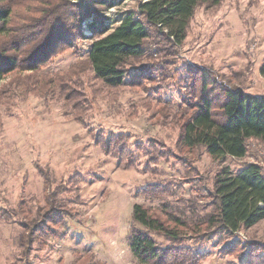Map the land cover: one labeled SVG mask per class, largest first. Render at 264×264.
Listing matches in <instances>:
<instances>
[{
	"label": "rangeland",
	"instance_id": "1",
	"mask_svg": "<svg viewBox=\"0 0 264 264\" xmlns=\"http://www.w3.org/2000/svg\"><path fill=\"white\" fill-rule=\"evenodd\" d=\"M139 2L119 0L102 17L118 22ZM82 29L89 32L84 24ZM149 45L153 52L133 66H159L155 83L108 88L86 69L73 80L70 104L59 90L46 96L43 89L32 87H16L7 98L0 97V264H112L95 226L111 232L113 222L126 224L121 239L130 249L134 205L189 214L186 202L191 201L197 204L196 218L212 210L214 180L222 169L238 173L251 163L264 169V143L256 140L249 142V152L241 159L214 160L202 148L183 152L179 145L182 124L193 112L181 97L193 82L190 67L209 71L228 88L264 95V0L201 4L181 47L157 52L163 44ZM78 47L61 48L42 72L65 75L74 64L81 65L89 44L80 42ZM156 86H163L162 95H153ZM113 135L128 141L134 167L121 166L101 149L98 140ZM157 188L162 198L152 193ZM54 207L60 211L55 213ZM43 214L50 217L45 220ZM32 219L45 220L47 229L24 257L18 246L24 231L18 222ZM250 242L264 248V220L234 234L218 233L207 242L188 238L185 245L205 255L201 264H240L247 262ZM232 246L239 253L227 252ZM131 264L144 263L132 254Z\"/></svg>",
	"mask_w": 264,
	"mask_h": 264
},
{
	"label": "trees",
	"instance_id": "2",
	"mask_svg": "<svg viewBox=\"0 0 264 264\" xmlns=\"http://www.w3.org/2000/svg\"><path fill=\"white\" fill-rule=\"evenodd\" d=\"M118 1L0 0V97L7 98L16 87H32L43 89L46 96H53L59 90V96L70 104L76 86L73 80L86 69L93 71L96 80L108 88L138 85L143 81L155 83L159 66L148 63L133 66L153 52L149 42L163 44L157 52L177 50L186 40L196 8L222 0H140L138 7L124 12L118 22L108 23L103 13ZM83 24L88 33L83 32ZM80 42L89 44L88 55L81 65L74 64L65 75L42 72L61 48L76 51ZM189 70L194 74L193 82L181 92V97L193 112L182 124L179 145L183 152L193 153L202 148L214 160L241 159L247 156L251 140L264 143V95L228 88L207 70L198 67ZM22 72L29 73L22 76ZM260 73L264 77V63ZM13 75L10 83L1 84ZM163 89V86L153 87V95H162ZM98 144L121 166L134 167L136 160L134 155L128 156L129 143L123 135L100 139ZM152 193L162 198L159 188ZM211 197L210 213L196 218L197 204L191 201L186 202L189 214L186 210L166 207L158 213L145 205H134L129 229V247L134 257L144 264H201L205 255L185 245L186 239L207 242L218 233L234 234L263 221V167L251 163L238 173L222 169L215 177ZM55 207V213L60 211ZM46 216L42 215L45 220ZM45 220L18 222L24 231L18 245L24 257L32 251L38 234L47 229ZM156 237L164 238L169 244L163 245ZM261 251L264 252L261 244L250 242L247 262L240 264L251 261L264 264ZM227 252L239 253L234 246Z\"/></svg>",
	"mask_w": 264,
	"mask_h": 264
},
{
	"label": "clouds",
	"instance_id": "3",
	"mask_svg": "<svg viewBox=\"0 0 264 264\" xmlns=\"http://www.w3.org/2000/svg\"><path fill=\"white\" fill-rule=\"evenodd\" d=\"M100 233L101 239L108 250L112 264H131L132 253L122 242V235L127 231V225L120 221L112 223L114 231L106 232L102 226H95Z\"/></svg>",
	"mask_w": 264,
	"mask_h": 264
}]
</instances>
